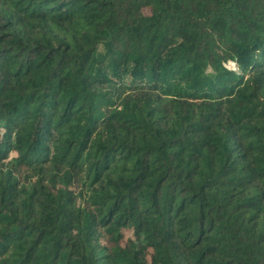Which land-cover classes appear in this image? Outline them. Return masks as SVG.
Here are the masks:
<instances>
[{
  "label": "trees",
  "instance_id": "trees-1",
  "mask_svg": "<svg viewBox=\"0 0 264 264\" xmlns=\"http://www.w3.org/2000/svg\"><path fill=\"white\" fill-rule=\"evenodd\" d=\"M0 264H264V0H0Z\"/></svg>",
  "mask_w": 264,
  "mask_h": 264
}]
</instances>
